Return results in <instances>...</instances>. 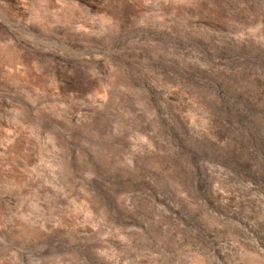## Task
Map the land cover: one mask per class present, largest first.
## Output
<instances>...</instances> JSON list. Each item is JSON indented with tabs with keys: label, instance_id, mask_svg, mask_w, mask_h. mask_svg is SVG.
<instances>
[{
	"label": "rangeland",
	"instance_id": "obj_1",
	"mask_svg": "<svg viewBox=\"0 0 264 264\" xmlns=\"http://www.w3.org/2000/svg\"><path fill=\"white\" fill-rule=\"evenodd\" d=\"M0 264H264V0H0Z\"/></svg>",
	"mask_w": 264,
	"mask_h": 264
}]
</instances>
